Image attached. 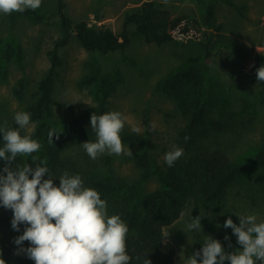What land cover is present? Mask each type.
Segmentation results:
<instances>
[{"label":"rangeland","instance_id":"1","mask_svg":"<svg viewBox=\"0 0 264 264\" xmlns=\"http://www.w3.org/2000/svg\"><path fill=\"white\" fill-rule=\"evenodd\" d=\"M57 1L42 0L41 9L49 16L46 23L15 13L0 14V127L18 128L15 114L25 112L37 98L38 83L50 66L49 53L61 37L55 15ZM60 1L73 22L84 21L88 26H104L119 33L124 14L147 0ZM150 1L173 16L187 15L194 19L199 27V39L157 47L145 43L131 27L126 49L108 54L88 52L71 39L65 47L56 50L62 64L56 70L53 99L68 107L53 109V127L61 132L85 109L97 105L94 90L79 84L93 63L102 73L119 75L121 83L108 98L107 113L120 112L125 119L120 134L136 135L138 141L123 144V154L105 153L95 160L78 143L68 146L64 155L74 159L84 170L109 171L134 182L140 170L129 157L148 151L157 164L163 165L165 153L176 146V139L186 125V117L176 104L156 91L157 83L189 57H201L198 68L204 80L203 88L214 95L224 94L228 105L221 116L212 117L220 121L221 129L211 127L194 150L223 152L233 163L247 168L228 187L220 208L195 209L189 203L163 234L174 249L173 264H184L197 245L202 246L206 237L214 238L217 233L228 236L235 251L242 250L232 229H225L223 225L229 217L239 225L240 215H255L257 222H264V163H252L264 146V92L238 75L241 72L257 79V69L264 66V0ZM208 6L213 11L212 26L204 24ZM203 45L210 52L208 57H204ZM20 79L24 81V93L22 99L17 100L14 90ZM36 125L30 122L26 130H20L21 134L30 136ZM133 128H139L140 132H134ZM90 141L95 142L96 135ZM148 143L153 145L151 150L147 149ZM128 148L132 155L127 154ZM157 187L158 181L152 177L141 188L144 193H150ZM192 217H201L199 231L186 228Z\"/></svg>","mask_w":264,"mask_h":264},{"label":"trees","instance_id":"2","mask_svg":"<svg viewBox=\"0 0 264 264\" xmlns=\"http://www.w3.org/2000/svg\"><path fill=\"white\" fill-rule=\"evenodd\" d=\"M15 14L37 23H46L49 20V16L41 7ZM55 15L61 37L55 42V49L49 53L50 66L38 83L37 98L25 109V112L31 114V122L37 123L30 137L38 141L42 147L31 156H18L12 167L24 164L35 167L36 164L47 161V164L42 166L49 169V176L56 186H59L58 179L65 171L70 175H80L85 187L96 189L101 199L107 201L108 215H119L127 224L129 229L127 253L131 257L130 264H143L146 258L150 259L152 264H173L174 249L165 241L163 230L179 219L189 203L195 209L220 208L225 201L228 187L247 168L233 163L223 152L194 150L211 127L214 130L221 129L220 121L212 120V117L215 114L221 116V112L225 111L228 105L226 96L222 93L214 95L203 88L204 80L198 68L201 57H189L178 69L156 85V91L171 99L186 117L185 128L176 139V146L182 148L184 154L174 166L168 167L166 163L159 165L148 151H143L129 157L140 170V176L134 182H129L109 171L107 173L87 171L74 159L65 156V149L72 144L88 142L96 135L90 127V117L93 113L96 115L107 113L108 98L115 92L121 80L119 75L102 73L100 67L93 63L79 84L94 90L97 105L85 109L67 123L63 131L57 132L52 123L53 109L68 105L53 99L56 70L62 64L56 50L65 47L74 39L88 52L100 54L122 52L129 45L131 27L145 43L160 47L177 41L198 40L200 36L198 24L187 15L173 16L168 10L150 0L124 14L119 33L104 26H88L84 21L73 22L65 13L60 0L56 2ZM212 23L213 11L212 7L208 6L204 24L212 26ZM203 51L204 57L210 55L206 45H203ZM16 57L20 58L19 53ZM8 59L6 56V60ZM238 75L264 92V82L241 72ZM23 84V79L16 84L14 94L17 100L22 99ZM52 130L59 135V139L53 136V144H50L48 134ZM120 135L123 144L136 143L139 139L130 133ZM185 137H188L187 141ZM2 139L1 136V147ZM146 145L147 149L151 150L153 145L151 143ZM185 155L187 156L183 158ZM33 156L38 159L34 161ZM252 163H264V146L258 151ZM4 166L5 162L0 160V169ZM152 177L157 179L158 187L150 193H144L142 184ZM12 216L11 210L0 207V253H2L0 258L4 259L5 264H34V261L26 256L14 254L17 246L13 240L23 234L24 226H20V232L14 231L11 227ZM225 236L217 233L213 239L219 240L226 252L235 251L233 241L230 239V248L229 242L224 239ZM28 246L26 241L23 247ZM201 247L197 245L192 253Z\"/></svg>","mask_w":264,"mask_h":264},{"label":"clouds","instance_id":"3","mask_svg":"<svg viewBox=\"0 0 264 264\" xmlns=\"http://www.w3.org/2000/svg\"><path fill=\"white\" fill-rule=\"evenodd\" d=\"M167 3V0H164ZM42 0H0V14L23 13L41 7ZM257 80L264 82V66L257 69ZM16 129L0 127L3 147L0 160V207L11 210V227L23 234L14 238L15 255H24L34 264H130L127 253L128 226L119 215H108L107 201L91 187H85L80 175L65 171L56 186L49 176L47 161L12 167L18 156H31L41 149V144L28 135H21L31 122V114L17 112L14 116ZM125 119L120 112L102 115L92 114L90 127L96 141L80 145L95 160L98 156L125 153L120 133ZM139 133V128H133ZM54 130L48 134L53 144ZM188 137H185L187 141ZM128 155L132 152L128 148ZM184 150L178 146L165 153L168 167L174 166ZM38 159L33 156V160ZM47 177V178H45ZM239 225L229 217L223 227L232 229L242 250L226 252L217 239L206 237L202 247L187 256L184 264H264V222H257L255 215H240ZM186 228L199 231L201 217L191 218ZM231 248L230 238L224 237ZM28 247H23L25 242ZM181 257L183 252H181ZM2 256V253H0ZM0 264H5L0 258ZM143 264H152L146 258Z\"/></svg>","mask_w":264,"mask_h":264}]
</instances>
